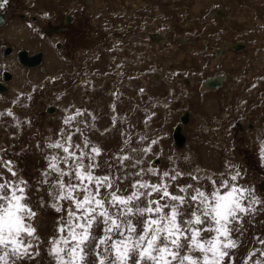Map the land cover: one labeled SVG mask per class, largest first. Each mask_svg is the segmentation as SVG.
Wrapping results in <instances>:
<instances>
[{"label":"rangeland","instance_id":"obj_1","mask_svg":"<svg viewBox=\"0 0 264 264\" xmlns=\"http://www.w3.org/2000/svg\"><path fill=\"white\" fill-rule=\"evenodd\" d=\"M0 12L1 40L13 48V81L0 93V158L34 187L48 138H57L66 110L80 108L78 120L91 127L79 126L103 149L102 161L120 153L124 134L134 146L140 136L163 137V154L145 166L163 171L175 162L211 173L231 162L264 197V0H9ZM22 50L41 53V65L23 66ZM177 125L187 138L181 147L172 137ZM41 197L50 202L47 186L32 193L46 241L60 214L39 207ZM244 227L238 259L260 247L254 237L264 238V212ZM47 247L28 264H53Z\"/></svg>","mask_w":264,"mask_h":264},{"label":"snow or ice","instance_id":"obj_2","mask_svg":"<svg viewBox=\"0 0 264 264\" xmlns=\"http://www.w3.org/2000/svg\"><path fill=\"white\" fill-rule=\"evenodd\" d=\"M8 3L0 0V9ZM66 111L57 138H48L46 169L35 187L12 160L0 158V264H28L45 243L53 264H264L259 236L254 239L260 247L237 258L245 218L264 212V197L243 182L237 165L228 162L224 171L209 173L199 167L184 171L173 162L161 171L145 161L163 154V137L140 136L134 146L130 134H124L119 154L102 161L103 149L79 126L91 127L78 120L86 112ZM6 114L13 116L11 110ZM259 158L264 161V143ZM44 186L50 202L41 197L39 207L60 214L46 241L32 203L33 190Z\"/></svg>","mask_w":264,"mask_h":264},{"label":"water","instance_id":"obj_3","mask_svg":"<svg viewBox=\"0 0 264 264\" xmlns=\"http://www.w3.org/2000/svg\"><path fill=\"white\" fill-rule=\"evenodd\" d=\"M3 23H4V14L0 13V25H2ZM6 53H9V49ZM18 59H19L20 63H22L26 67H31V66L37 65L41 61L40 53L29 56L27 51H24V50L18 52ZM10 77H11V75L8 72H5L3 74L4 79H10ZM3 90H5V86L0 83V91H3ZM187 119H188V115H185L182 118L184 123L187 122ZM172 137H173L175 145L181 147L185 144L186 136L182 133L181 125H177L174 128Z\"/></svg>","mask_w":264,"mask_h":264},{"label":"flooded vegetation","instance_id":"obj_4","mask_svg":"<svg viewBox=\"0 0 264 264\" xmlns=\"http://www.w3.org/2000/svg\"><path fill=\"white\" fill-rule=\"evenodd\" d=\"M8 49H9V53L4 54L8 51ZM29 55L31 56V54H29ZM12 64H13V48L10 46H7V45L4 46L3 42L1 40V37H0V66L4 67L3 69L0 70V83L3 84L8 90H9V84L13 81ZM5 72L10 73L11 77L9 80H4L3 74ZM182 133H183V131H182ZM186 140H187V138H186Z\"/></svg>","mask_w":264,"mask_h":264},{"label":"bare ground","instance_id":"obj_5","mask_svg":"<svg viewBox=\"0 0 264 264\" xmlns=\"http://www.w3.org/2000/svg\"><path fill=\"white\" fill-rule=\"evenodd\" d=\"M1 13V12H0ZM2 14H4V13H2ZM5 21H6V18H5V14H4V23L2 24V25H0V27L1 26H3L4 24H5ZM25 51V50H24ZM28 53V52H27ZM5 54H7V53H5ZM28 55H29V53H28ZM30 56V55H29ZM32 56V55H31ZM40 57H41V61H40V63H38L37 65H34V66H31V67H27V68H32V67H36V66H39V65H41V63H42V54L40 53ZM22 64V63H21ZM23 65V64H22ZM25 66V65H24ZM26 67V66H25ZM4 80H9V79H4ZM7 88L5 87V90H3V91H0V93H6L7 92Z\"/></svg>","mask_w":264,"mask_h":264}]
</instances>
